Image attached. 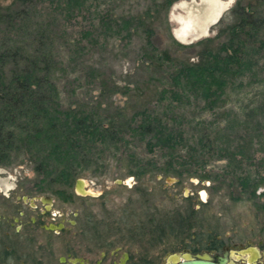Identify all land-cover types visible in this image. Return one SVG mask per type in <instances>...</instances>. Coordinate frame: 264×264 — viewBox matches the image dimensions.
Wrapping results in <instances>:
<instances>
[{"label":"rangeland","instance_id":"1","mask_svg":"<svg viewBox=\"0 0 264 264\" xmlns=\"http://www.w3.org/2000/svg\"><path fill=\"white\" fill-rule=\"evenodd\" d=\"M238 1L1 0L0 85L11 74L3 63L14 68L12 58L27 55L23 50L52 58L57 99L66 107L52 114L70 122L65 128L75 142L64 150L47 137L34 144L35 154L26 152L31 145L5 147L0 181L52 192L69 215L93 209L104 218L106 239L130 243L152 264L185 251L205 254L215 239L246 246L258 240L264 30L236 33L204 61L206 48H188L238 22ZM249 1L264 14V0ZM150 121L153 133L146 134ZM67 171L75 176L67 187L58 185L65 177L56 174ZM78 180L90 195L78 192ZM131 208L135 216L123 218ZM154 208L181 225L153 245L154 232L141 224ZM192 223L184 234L182 225Z\"/></svg>","mask_w":264,"mask_h":264},{"label":"flooded vegetation","instance_id":"2","mask_svg":"<svg viewBox=\"0 0 264 264\" xmlns=\"http://www.w3.org/2000/svg\"><path fill=\"white\" fill-rule=\"evenodd\" d=\"M36 188L0 181V264H152L150 255L130 243L106 239L104 218L93 209L76 208L69 215L57 207L54 193ZM247 244L205 253L226 257L228 264H264V227Z\"/></svg>","mask_w":264,"mask_h":264},{"label":"trees","instance_id":"3","mask_svg":"<svg viewBox=\"0 0 264 264\" xmlns=\"http://www.w3.org/2000/svg\"><path fill=\"white\" fill-rule=\"evenodd\" d=\"M252 3L253 2L249 0H239L234 10V15L237 19L239 18L238 22L228 28H223L216 37L200 40L191 44L188 48H193V50L197 48H202L203 50L206 48L209 54L201 56V60L204 61L202 57L205 58L213 54L214 51L218 53L226 44H230L228 43L230 40H228V38H231L236 33H239L238 35L240 37L242 34H260L264 30V14L258 13L257 10L253 11L250 7ZM253 8H255L254 5ZM240 37L238 39H240ZM31 49L32 48L29 47V50L26 52V49L23 50L27 55L21 53L18 57L15 56L12 58L15 65L14 68L10 67L8 61L3 63L5 70L7 71L8 69L11 74L10 77L0 85V157L6 155L8 150L15 152L18 150L20 151L19 145L21 144L31 145L26 152L35 154L33 149L36 148V146H34V144H38L37 147H40V144H43L47 137L55 139L56 144L64 150H67V148H69L68 145H72V143L75 142L74 134L69 128H65L70 122L64 121L65 118L61 115L52 114L53 112L59 113L60 108L66 109L57 99L59 95L56 92L57 88L54 86L53 78L51 77L53 64L55 65V62L52 58H49V56V60L46 57H32V59L28 53H33L35 51V54H39L38 52H41V50L31 51ZM68 109V111H71V108ZM49 111L51 114H49ZM74 112L75 110L73 113ZM150 123H152V121L144 124V126L147 127V132L145 131L146 134L153 133V131L151 132L153 123ZM15 129L19 131L16 132ZM20 137H25L26 139L21 140ZM5 147H7L8 150H5ZM70 149L72 148L70 147ZM42 156L43 155L38 157L37 161L40 162L42 167H45V163L41 161V158L44 160ZM72 176L75 175L70 171L64 173L58 172L56 177H65V180L59 181L58 179V185L67 187L69 185L68 181ZM153 212V217L149 218L146 224H141V227H147L148 225L151 227L152 232H154L152 236L155 239L151 240V242L154 245V243H160L165 239V236L168 238L178 233L181 221L179 220L176 222L170 216L166 219L165 216L156 211V208L153 209ZM192 212L197 214L194 210H192ZM135 213L136 211L133 208L130 210L127 209L123 212V218H129L130 220V217L135 216ZM122 222H126V219H122ZM125 226L129 227L128 224ZM182 226L184 228V234H187L188 230L194 229L192 228V226H194L193 223ZM222 246L223 243L215 239L206 247L207 250L213 248L219 250Z\"/></svg>","mask_w":264,"mask_h":264},{"label":"water","instance_id":"4","mask_svg":"<svg viewBox=\"0 0 264 264\" xmlns=\"http://www.w3.org/2000/svg\"><path fill=\"white\" fill-rule=\"evenodd\" d=\"M78 187L84 184L82 180H78ZM168 264H228L226 257L213 256L210 253L192 254L189 251L177 253L168 257Z\"/></svg>","mask_w":264,"mask_h":264},{"label":"bare ground","instance_id":"5","mask_svg":"<svg viewBox=\"0 0 264 264\" xmlns=\"http://www.w3.org/2000/svg\"><path fill=\"white\" fill-rule=\"evenodd\" d=\"M84 185L85 184H83V186L78 189V192L81 193V194H87V192L85 191Z\"/></svg>","mask_w":264,"mask_h":264}]
</instances>
